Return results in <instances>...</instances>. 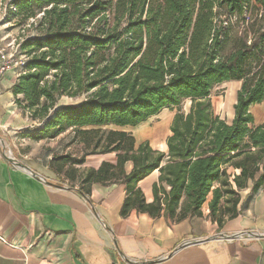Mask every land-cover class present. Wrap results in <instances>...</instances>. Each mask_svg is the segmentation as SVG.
<instances>
[{"label": "trees", "instance_id": "trees-1", "mask_svg": "<svg viewBox=\"0 0 264 264\" xmlns=\"http://www.w3.org/2000/svg\"><path fill=\"white\" fill-rule=\"evenodd\" d=\"M11 4L17 12L10 16L52 7L36 23L46 34L22 45L30 61L13 94L23 97L19 108L41 125L23 138L55 139L69 132L66 147L80 146L81 155H55L50 169L85 198L94 185H122L123 218L135 212L179 224L202 216L212 196L210 216L221 228L225 220L238 218L242 192L250 189L248 198L264 192V123L256 126L251 112L264 103V21L230 38L232 19L243 20L250 7L264 13V0ZM230 41L234 49L223 56ZM231 82L241 87L228 123L215 115L210 97ZM64 97H84V102L57 107ZM186 101H191L188 114L180 111ZM175 109L167 153L149 142L137 145L124 130ZM106 154H115L117 163L77 168L89 156ZM156 171L159 183L147 203L139 183Z\"/></svg>", "mask_w": 264, "mask_h": 264}, {"label": "crops", "instance_id": "crops-1", "mask_svg": "<svg viewBox=\"0 0 264 264\" xmlns=\"http://www.w3.org/2000/svg\"><path fill=\"white\" fill-rule=\"evenodd\" d=\"M18 80L13 73L0 79V264H264V192L250 198V189L242 192L238 218L221 228L211 219L210 200L202 216L179 224L135 212L123 218L124 186L94 185L87 199L51 171L55 155L71 153L69 132L39 141L22 137L36 124L17 105L23 98L13 94ZM251 112L256 126L264 123V103ZM149 122L124 130L137 145L149 142L167 153L171 131H149ZM7 152L29 170L6 160ZM104 163L116 164V155L89 156L77 168ZM132 169L128 163L127 174ZM159 177L156 171L139 183L147 203Z\"/></svg>", "mask_w": 264, "mask_h": 264}, {"label": "rangeland", "instance_id": "rangeland-1", "mask_svg": "<svg viewBox=\"0 0 264 264\" xmlns=\"http://www.w3.org/2000/svg\"><path fill=\"white\" fill-rule=\"evenodd\" d=\"M1 4L5 5L6 4L5 0H3ZM51 8L52 7H43L41 9H37L36 7H33L32 10L22 11L17 16L15 15L10 16V14H7L8 18L6 21H13V23L8 28L7 33L11 34L15 38H24V39L25 38L32 39L35 37H39V36L41 37L45 35L46 28L42 29L40 25L39 24L37 25L36 23L38 20L43 19L44 12L46 10H50ZM3 10L4 9L2 8V11H0L1 13L0 16H2ZM34 14H36V16ZM263 14H264L263 12L261 11L257 12L256 10H254L253 7H250L247 10V13L245 14V17L243 20H241L239 17H235L234 19H232L233 26L231 28L230 38L234 37V35L238 33V31L248 30L249 26L254 21H264L263 19H261ZM32 15H34L35 17L32 18L31 17ZM32 19H34V21L36 20V23L33 24L30 28H28V25L31 23L30 20ZM232 43L233 42L230 41L229 44L224 48L222 52L223 56L230 55V53L234 49ZM237 87H238L237 82L223 84L222 86L215 88V90L212 92L211 97H210L211 103L214 108L215 115L226 120L228 123H231L232 117H234L233 116L234 115L233 102L235 98H237V93L239 91ZM83 102H84V97L76 98V99H69L67 97H64L59 101L57 107H63V106H68V105L79 106ZM190 108H191V101H186L182 105L180 111L184 114H188L190 111ZM177 112H178L177 109L173 111L164 110L158 116L150 119L149 127L147 130L149 131L164 130V133H170V127H171L173 118ZM35 129L36 127H34L33 129H29V130H35ZM67 148L68 147H66L65 149ZM79 148L80 146L71 147V153L73 152L77 153V150H78L79 151L78 153L80 154L81 150H79ZM20 151L22 150L20 149ZM35 159L41 160L42 158L40 156H37ZM211 199H212V196L209 197V200Z\"/></svg>", "mask_w": 264, "mask_h": 264}, {"label": "built area", "instance_id": "built-area-1", "mask_svg": "<svg viewBox=\"0 0 264 264\" xmlns=\"http://www.w3.org/2000/svg\"><path fill=\"white\" fill-rule=\"evenodd\" d=\"M2 1L0 0V11H2V8L4 9L2 16H0V79L8 73H13L19 79L27 74L26 67L30 57L22 49V45L29 38H15L7 33L8 28L13 23V21H6L8 18L7 14L16 13L17 9L16 6L11 4L12 0H5V5L1 4ZM30 22L28 28L35 24L36 20L32 19ZM40 126V124L35 125V127ZM7 156L13 159L10 152H7ZM0 240H2V237H0Z\"/></svg>", "mask_w": 264, "mask_h": 264}, {"label": "water", "instance_id": "water-1", "mask_svg": "<svg viewBox=\"0 0 264 264\" xmlns=\"http://www.w3.org/2000/svg\"><path fill=\"white\" fill-rule=\"evenodd\" d=\"M5 159L8 160V161H10L11 163H13L14 165H16L18 167H21V168H23L25 170H29L28 167H26L25 165L19 164L17 161H15L14 159H12L9 156H6Z\"/></svg>", "mask_w": 264, "mask_h": 264}]
</instances>
